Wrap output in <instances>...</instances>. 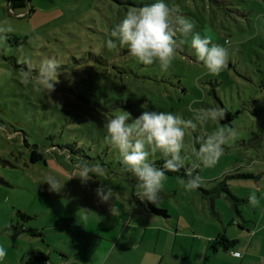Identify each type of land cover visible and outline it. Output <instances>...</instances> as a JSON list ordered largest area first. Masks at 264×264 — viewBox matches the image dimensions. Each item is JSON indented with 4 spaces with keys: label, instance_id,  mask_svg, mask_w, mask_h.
Wrapping results in <instances>:
<instances>
[{
    "label": "rangeland",
    "instance_id": "obj_1",
    "mask_svg": "<svg viewBox=\"0 0 264 264\" xmlns=\"http://www.w3.org/2000/svg\"><path fill=\"white\" fill-rule=\"evenodd\" d=\"M11 1L0 0V23L7 19L14 29L6 43H0V177L7 183L0 184V246L7 252L0 264H23L12 258L28 245L23 239L12 248L18 239L10 231L16 224L44 232L54 246L60 232H67L62 227L91 237L98 246L92 252L94 262L87 264H99L104 246L121 238L120 229L126 223L131 225L125 239L143 237L146 245H163L162 264H187V256L210 264L198 252L214 254L211 245L220 235L227 238V230L229 235L240 231L252 239L254 228L264 225V0H165L176 14L194 22V32L207 33L221 45L224 37L231 41L228 65L216 75L197 61L190 36L178 34L176 55L167 71L156 63H138L126 46H106L111 29L129 7L156 0H26L22 9L12 8ZM249 36H254L250 42ZM18 38L26 41L15 44ZM180 39L185 43H179ZM45 57H55L61 65L51 93L35 92L31 84L20 83V70H35ZM189 104L225 113L219 124L210 121L188 134L189 146L194 136L217 126H231L238 135L224 146L215 166L196 171L202 178L199 188L187 191L178 183L179 175L166 173L159 202L141 201L133 188L134 177L121 171L116 150L104 143L103 125L118 109L133 118L144 110H156L180 113L187 119L192 116ZM67 145L82 151L73 155L61 150ZM34 149L44 161L30 162ZM77 156L101 164L107 174L86 183L73 177L78 174ZM150 160L158 167L163 164L160 153ZM242 173L256 178H230ZM50 174L60 181V193L50 192L45 184ZM223 185L233 198L220 190ZM100 186L111 187L115 200L100 203L96 196ZM252 191L260 197L255 207L248 202ZM205 192H212L214 199ZM115 203L120 214L113 217L109 207ZM147 204L165 216L149 214ZM81 209L92 212L87 220ZM16 211L30 220L21 219ZM73 237L79 235L73 231ZM255 240L261 244L256 248L264 251V231ZM233 241L231 249L242 246ZM126 260L119 262L110 255L106 264H130Z\"/></svg>",
    "mask_w": 264,
    "mask_h": 264
},
{
    "label": "clouds",
    "instance_id": "obj_2",
    "mask_svg": "<svg viewBox=\"0 0 264 264\" xmlns=\"http://www.w3.org/2000/svg\"><path fill=\"white\" fill-rule=\"evenodd\" d=\"M194 27L190 18L176 14L165 0H156L143 7H129L119 23L111 29L105 43L109 49L126 46L129 56L138 63L146 66L156 63L162 71H167L176 55L178 34L180 37L190 36V47L197 61L202 62L210 74H219L228 65L231 41L225 40L224 45L215 43L207 33L194 32ZM13 31L7 19L0 23V43H6L8 33ZM179 43L183 44L185 40L180 39ZM60 68L57 58L45 57L35 70L31 67L20 70V83L24 86L31 84L35 92L44 89L51 93ZM188 111L192 116L187 119L180 113L156 110H144L133 118L129 112L118 109L104 123L106 135L103 141L116 150L121 171L134 177L133 188L141 201L156 205L161 199L166 173L181 169L185 170L186 178L177 177L178 183L187 191L199 188L202 178L194 174L196 170L215 166L224 154V146L235 141L237 130L224 125L210 132L201 131L193 137V143L189 146L186 143L188 134L195 133L197 128L203 129L210 121L219 124L225 113L223 109L215 107L193 108L192 104L188 105ZM156 153L163 157V164L159 167L150 160V156ZM76 160L74 168L78 174L73 177L84 183L93 176L103 177L107 174V169L99 163L93 164L79 156ZM45 184L50 192L60 193L63 190L60 181L51 174L46 177ZM115 195L111 187L100 186L96 189L100 203L115 200ZM248 202L252 207L260 203L255 191L249 194ZM81 210L84 220L92 214L88 209ZM109 212L115 217L120 214V209L115 203L109 207ZM229 254L237 258L240 256L239 252L230 251ZM6 256L5 248L0 246V261Z\"/></svg>",
    "mask_w": 264,
    "mask_h": 264
},
{
    "label": "crops",
    "instance_id": "obj_3",
    "mask_svg": "<svg viewBox=\"0 0 264 264\" xmlns=\"http://www.w3.org/2000/svg\"><path fill=\"white\" fill-rule=\"evenodd\" d=\"M237 224L238 222L236 225ZM130 225L131 223H126L125 227L120 229L121 238L119 236V238L115 240H110L108 241V245L104 246L103 250L105 251V256L103 259H100L99 264H106L110 255H113V259H118L119 262H123L125 258H127L126 262L130 264H142L143 261L146 262V264H162L166 257V253L164 252V249H162V244L161 247L156 242H154L152 245H146L143 243V237L138 239L124 238V235L129 230L128 228ZM132 226L134 229H138L136 225ZM57 227L60 226H52L50 228L55 230ZM62 229L67 231L63 232L66 235L60 232L61 234H59L57 237V244L54 246L53 244H48L46 236L43 237L45 235L44 232L38 230H34L32 232L29 226L26 225L23 227L22 225L16 224V226L12 227L10 231V236H12V238L17 237L18 239L12 243V248L15 249L16 245H18L23 239L28 240V245H24V249L20 252H17L15 256H12V258H14V261L19 259V262L24 264L27 256L35 252H42L46 255L48 264L93 263L94 256L92 257V252L95 251L96 247L98 246V242L91 237L80 236V233L72 228L62 227ZM254 229L253 233H251V236H254L250 241L247 240L246 233L240 231H231L233 234L229 235V230H227V239L232 241L235 240L237 241V244L239 242V244L242 245L237 249L233 248L229 251H225L228 253V256H225L226 254L224 255V250L222 253L219 251V249H217V251L212 255H207L206 250H200L198 253H201V256L206 258L205 263L209 262L210 264H224L225 262L227 264H264V251L261 250L262 248H256L257 246H261V244L255 240L257 233L259 234L261 231H264V225ZM73 231L76 232L79 237H73ZM211 238V236H208V240ZM241 241H243L244 244H241ZM150 242H152V240ZM263 246L264 240L262 241V247ZM230 251L239 252L240 256L237 258L233 255H230ZM198 253L196 258H198ZM167 257H171L170 253L167 255ZM187 264L204 263L202 260L199 262L196 260L193 261L192 258L187 256Z\"/></svg>",
    "mask_w": 264,
    "mask_h": 264
},
{
    "label": "trees",
    "instance_id": "obj_4",
    "mask_svg": "<svg viewBox=\"0 0 264 264\" xmlns=\"http://www.w3.org/2000/svg\"><path fill=\"white\" fill-rule=\"evenodd\" d=\"M11 7L14 9H22L24 7H26V0H12L11 1ZM224 30L225 32H227L225 26ZM254 36H249L247 37V41L250 42V40L253 38ZM225 40H228L226 37H224V43ZM26 41V38H18L14 40L15 44H21L24 43ZM243 41V40H242ZM10 43H13V41H10ZM263 82H264V77H263ZM73 145H76V143H73ZM74 147L67 145L65 148L62 147L61 150H70L71 154L73 155H79V153L82 151L81 148H78V146L73 149ZM30 162L31 163H36L39 161H44L43 156L38 153L35 149L32 150L30 152ZM196 171H199V169H197ZM168 175H179L182 178H186V174H185V170L181 169L179 172H174V173H167ZM197 174V172L195 173ZM230 178H238V179H248V180H252L255 179L256 176L253 174H237V175H233L230 176ZM0 184H7L1 177H0ZM221 191H225L226 193L229 194L228 189L226 187V185H223V187H221L220 189ZM206 194L210 195L212 194V192H205ZM210 193V194H209ZM231 196V195H230ZM210 199H214L213 196H209ZM233 198V196H231ZM214 202L212 201L210 202L212 205V209L214 208ZM146 211L151 214V215H164V211L157 209L155 206L147 204L146 207ZM16 214L21 217V219L23 220H30V217L27 216L26 214L20 212V211H16ZM165 216V215H164ZM235 223V222H234ZM234 245V241L227 239L224 235H220L217 240L211 245V250L213 252H216L218 248H222V250L224 251H229ZM24 264H48V259L46 257V255L42 252H35L32 253L31 255L27 256V258L24 261Z\"/></svg>",
    "mask_w": 264,
    "mask_h": 264
}]
</instances>
